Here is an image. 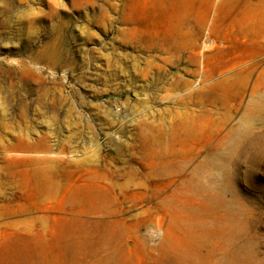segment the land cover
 <instances>
[{
    "label": "rangeland",
    "instance_id": "374dc122",
    "mask_svg": "<svg viewBox=\"0 0 264 264\" xmlns=\"http://www.w3.org/2000/svg\"><path fill=\"white\" fill-rule=\"evenodd\" d=\"M0 264H264V0H0Z\"/></svg>",
    "mask_w": 264,
    "mask_h": 264
}]
</instances>
